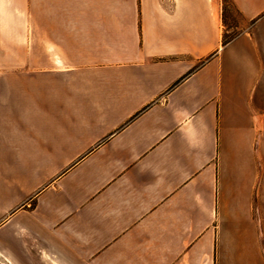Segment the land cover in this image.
<instances>
[{"label": "crops", "instance_id": "crops-1", "mask_svg": "<svg viewBox=\"0 0 264 264\" xmlns=\"http://www.w3.org/2000/svg\"><path fill=\"white\" fill-rule=\"evenodd\" d=\"M22 1L0 0L3 262L256 264L264 0H226L225 42L222 0Z\"/></svg>", "mask_w": 264, "mask_h": 264}, {"label": "rangeland", "instance_id": "rangeland-1", "mask_svg": "<svg viewBox=\"0 0 264 264\" xmlns=\"http://www.w3.org/2000/svg\"><path fill=\"white\" fill-rule=\"evenodd\" d=\"M26 2L27 0L22 1V21L24 17H27V13L29 11V9H27ZM222 3H223V10L225 12L223 14V23H224V26L226 27V30L228 31L224 33L223 35V41L225 42V41L231 40L237 34V30L235 28L238 26L240 21H238L237 14H235V12L233 13V9L230 3L227 2L226 0H222ZM228 13L230 14V17H231L230 20L227 19ZM2 75L3 73L0 71V76ZM262 232H263V235L261 237V243H260L261 259L259 261H256V260L251 261V262H255L256 264H264V228H262ZM227 262L228 264H237L240 261L228 260ZM0 264H6L5 262H3L1 257H0Z\"/></svg>", "mask_w": 264, "mask_h": 264}]
</instances>
